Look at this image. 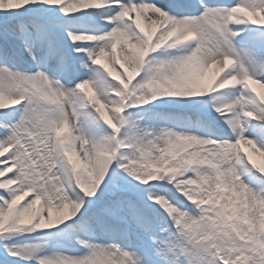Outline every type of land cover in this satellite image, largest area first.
Here are the masks:
<instances>
[{
  "label": "snow or ice",
  "instance_id": "1",
  "mask_svg": "<svg viewBox=\"0 0 264 264\" xmlns=\"http://www.w3.org/2000/svg\"><path fill=\"white\" fill-rule=\"evenodd\" d=\"M0 264H264V0H0Z\"/></svg>",
  "mask_w": 264,
  "mask_h": 264
}]
</instances>
